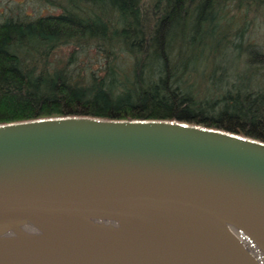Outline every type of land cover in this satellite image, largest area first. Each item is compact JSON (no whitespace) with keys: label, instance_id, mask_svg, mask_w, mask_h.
Instances as JSON below:
<instances>
[{"label":"water","instance_id":"obj_1","mask_svg":"<svg viewBox=\"0 0 264 264\" xmlns=\"http://www.w3.org/2000/svg\"><path fill=\"white\" fill-rule=\"evenodd\" d=\"M60 220L143 222L151 235ZM227 222L264 241L262 141L156 119L0 124V264H259ZM17 224L40 235L5 237Z\"/></svg>","mask_w":264,"mask_h":264},{"label":"trees","instance_id":"obj_2","mask_svg":"<svg viewBox=\"0 0 264 264\" xmlns=\"http://www.w3.org/2000/svg\"><path fill=\"white\" fill-rule=\"evenodd\" d=\"M47 2L60 12L0 21V124L156 119L264 142V45L244 42L264 0Z\"/></svg>","mask_w":264,"mask_h":264},{"label":"bare ground","instance_id":"obj_3","mask_svg":"<svg viewBox=\"0 0 264 264\" xmlns=\"http://www.w3.org/2000/svg\"><path fill=\"white\" fill-rule=\"evenodd\" d=\"M59 222L82 228L126 233L140 237H148L151 235L149 227L143 222H127L119 220H60ZM227 224L257 262L259 264H264V241L253 231L242 227L238 223L227 222ZM209 234L210 232L205 230V235ZM39 235V232L30 226L26 224H17L5 234V237L29 238Z\"/></svg>","mask_w":264,"mask_h":264},{"label":"rangeland","instance_id":"obj_4","mask_svg":"<svg viewBox=\"0 0 264 264\" xmlns=\"http://www.w3.org/2000/svg\"><path fill=\"white\" fill-rule=\"evenodd\" d=\"M59 13L60 9L53 8L47 0H0V21L8 16L23 17L30 14L32 17L46 15L49 13ZM255 14V13H254ZM259 18L257 21L251 22L248 25V30L244 36V42H251L260 46L264 45V6L259 9ZM234 39V38H233ZM238 38L235 37V41ZM264 50V49H263ZM258 60V59H257ZM225 65H230L234 71L240 70L244 72L247 67L244 58L239 59L234 51L230 50L227 59H223ZM206 68L199 66L196 73V78L203 76ZM207 69H213L209 67ZM206 69V71H207ZM203 81V80H200Z\"/></svg>","mask_w":264,"mask_h":264}]
</instances>
